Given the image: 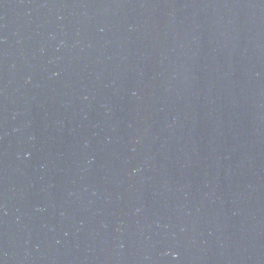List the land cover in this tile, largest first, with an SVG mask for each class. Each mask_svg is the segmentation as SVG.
<instances>
[{
	"label": "water",
	"instance_id": "water-1",
	"mask_svg": "<svg viewBox=\"0 0 264 264\" xmlns=\"http://www.w3.org/2000/svg\"><path fill=\"white\" fill-rule=\"evenodd\" d=\"M0 264H264V0H0Z\"/></svg>",
	"mask_w": 264,
	"mask_h": 264
}]
</instances>
